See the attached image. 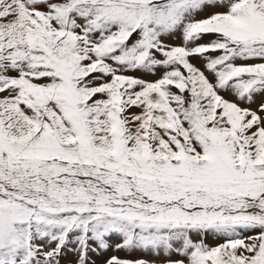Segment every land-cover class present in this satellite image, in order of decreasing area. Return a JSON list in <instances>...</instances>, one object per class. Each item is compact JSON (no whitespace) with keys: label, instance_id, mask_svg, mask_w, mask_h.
Listing matches in <instances>:
<instances>
[{"label":"snow or ice","instance_id":"snow-or-ice-1","mask_svg":"<svg viewBox=\"0 0 264 264\" xmlns=\"http://www.w3.org/2000/svg\"><path fill=\"white\" fill-rule=\"evenodd\" d=\"M0 264H264V0H0Z\"/></svg>","mask_w":264,"mask_h":264},{"label":"rangeland","instance_id":"rangeland-1","mask_svg":"<svg viewBox=\"0 0 264 264\" xmlns=\"http://www.w3.org/2000/svg\"><path fill=\"white\" fill-rule=\"evenodd\" d=\"M173 43H179V41H173ZM208 243L209 244H214L216 243V241L212 240L211 237H209L208 239ZM112 255H115L117 257H120V258H125L128 256V254L125 252V251H114L112 249H109L108 251L104 252L103 255L99 258H97L98 260L99 259H103L104 257H109V256H112ZM133 255H139V253H135Z\"/></svg>","mask_w":264,"mask_h":264}]
</instances>
